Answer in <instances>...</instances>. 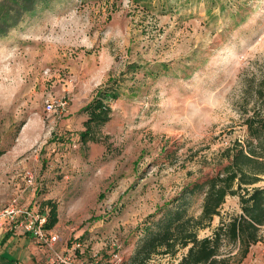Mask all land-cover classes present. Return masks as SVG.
<instances>
[{"label":"rangeland","instance_id":"374dc122","mask_svg":"<svg viewBox=\"0 0 264 264\" xmlns=\"http://www.w3.org/2000/svg\"><path fill=\"white\" fill-rule=\"evenodd\" d=\"M132 63L101 141L83 145L82 107ZM253 116L264 118V0L40 2L0 36V211L14 198L41 213L57 205L59 238L39 264H65L56 253L77 242L76 260L119 253L130 264L147 216L222 171ZM206 189L187 195L188 214H200ZM240 212L229 196L222 215ZM236 250L225 241L221 257L264 264V239L242 261ZM184 252L147 264H179Z\"/></svg>","mask_w":264,"mask_h":264},{"label":"trees","instance_id":"16d2710c","mask_svg":"<svg viewBox=\"0 0 264 264\" xmlns=\"http://www.w3.org/2000/svg\"><path fill=\"white\" fill-rule=\"evenodd\" d=\"M44 1L48 0H0V36H5L25 14L34 13L36 6ZM136 66L128 64L119 77H110L82 107L81 113L87 115L79 138L83 145L101 141L100 131L112 119V101L122 96L124 76L137 69ZM245 124L249 137L245 142L234 141L225 150L229 162L222 171L209 176L203 184L188 185L171 202L147 216L143 236L130 264H147L156 255L176 256L183 250L179 264H229V258L221 257L225 241L236 246L235 255L242 261L251 247L264 239V187L257 185L264 177V118L248 117ZM205 185L200 214H188L187 195ZM229 196L239 197L241 212L227 218L222 215V207ZM46 203L50 208L46 227L52 229L59 221L58 207L50 199ZM216 216L221 219L213 235L200 238L199 231L211 227ZM18 261L4 253L0 255V264H18Z\"/></svg>","mask_w":264,"mask_h":264},{"label":"built area","instance_id":"2783aa9c","mask_svg":"<svg viewBox=\"0 0 264 264\" xmlns=\"http://www.w3.org/2000/svg\"><path fill=\"white\" fill-rule=\"evenodd\" d=\"M68 105V100L58 102L61 111H65ZM46 110L48 112H56L57 105L54 100L46 102ZM28 183L33 184L34 176L29 173ZM47 213H41L37 203L23 204L19 198L14 200L3 210L0 211V226H9L17 228L24 233L31 234L39 244H44L49 248L54 249V245L58 240V235L50 228L46 227ZM82 246V243L77 242L70 251L69 257L65 258L59 253H56L57 258L65 264H121L122 257L119 253L111 254L109 258L94 259L90 261L76 260L77 250Z\"/></svg>","mask_w":264,"mask_h":264},{"label":"crops","instance_id":"0c3cea01","mask_svg":"<svg viewBox=\"0 0 264 264\" xmlns=\"http://www.w3.org/2000/svg\"><path fill=\"white\" fill-rule=\"evenodd\" d=\"M20 200V199H19ZM32 201L30 202V204ZM59 217V215H58ZM59 222V221H58ZM58 227V223L52 230ZM9 234L4 246H0V255L4 253L10 259H19L24 264H39L41 255L44 251L43 244H39L37 240L29 233H24L17 228H10L9 226H0V244ZM5 250L6 252H2ZM250 253V252H249Z\"/></svg>","mask_w":264,"mask_h":264}]
</instances>
